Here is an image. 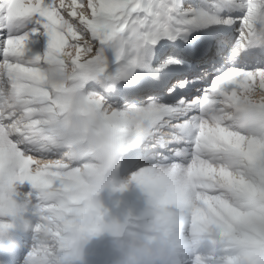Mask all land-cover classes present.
Masks as SVG:
<instances>
[{"label":"bare ground","instance_id":"1","mask_svg":"<svg viewBox=\"0 0 264 264\" xmlns=\"http://www.w3.org/2000/svg\"><path fill=\"white\" fill-rule=\"evenodd\" d=\"M222 17L227 22L223 26L218 20ZM23 28L27 30L21 36L12 37ZM236 29L258 36L264 44V0H0V100L8 112L15 104L25 107L21 120L33 136L43 139L38 148L48 154H37L40 162L56 156L58 149L73 157V146L79 148L90 139L79 169L67 165L59 173L40 175L19 166L17 144L11 143L15 133L21 140L19 129L10 125L8 134L0 133V210L10 216L0 222L26 242L22 264H84L89 262L87 251L122 250L121 236L104 240L102 222L97 223L112 189L89 167L104 162L101 138L91 136L94 114L107 117L111 128L121 129L125 138L118 145L127 146L135 136L127 135L135 120L160 106L140 98L161 92L168 81L164 92L174 82L197 81L184 103L203 94L205 109L182 144L173 152H159L164 158L157 152L151 158L143 155L144 163H134L125 172L135 179L126 192L119 196L120 188L116 189L132 213L124 231L131 248L123 264H141L143 243L174 249L172 259L193 264L185 252L195 253L198 245L205 248L201 222L208 218L230 222L233 215L264 235V215L241 204L264 197V175L254 174L264 171L257 153L264 146V57L254 65L249 49L241 47L237 53L232 44ZM245 36L240 33L235 46ZM84 40L87 47L81 44ZM58 48L71 58L65 78L53 61ZM115 49L119 54L114 60ZM85 52H89L82 58L85 67L76 73V61ZM198 61L203 67L193 70ZM181 63L187 67L180 68ZM130 71L132 76H124ZM7 89L12 96L5 94ZM120 91L123 94L113 96ZM118 100L127 101V106L120 105L125 101L115 104ZM192 112L199 113L195 106ZM155 121L140 130L150 131ZM55 133V139L64 135L70 140L61 148L51 147ZM144 167L148 169L139 174ZM62 194L65 204L54 206ZM154 217L157 221L152 223ZM25 222L27 231L22 230ZM188 225L198 234L193 249L183 232ZM155 226L164 235L152 234ZM181 245H186L184 250L178 248ZM218 245L222 244L211 247L213 252ZM67 248L72 251L64 252ZM245 264L259 262L247 259Z\"/></svg>","mask_w":264,"mask_h":264},{"label":"rangeland","instance_id":"2","mask_svg":"<svg viewBox=\"0 0 264 264\" xmlns=\"http://www.w3.org/2000/svg\"><path fill=\"white\" fill-rule=\"evenodd\" d=\"M225 18L226 17H222L218 20L222 21V19H225ZM226 23H227L226 21H222L221 26L226 25ZM233 23H235V20L233 22L231 21V24H233ZM2 27L6 28V24L2 25ZM68 32H70V31H68ZM70 33L72 34L73 37H75L74 33H72V32H70ZM14 36H21V34L19 35L16 33V35H13L12 37H14ZM81 44L83 46H86V47L88 46L85 40ZM110 47H111V45L109 44L107 46V49H109ZM57 52H58V54H57L58 56L56 58H54L53 61L57 62V68H59L61 70L62 78H65L67 75L66 70L68 69L67 65H68L71 58L66 57L65 55H62V53L64 51H62L61 48H58ZM118 52H119L118 49L114 50L115 54L114 53H113L114 55L112 54L113 55L112 57L114 60L118 57ZM88 54H89V52H85L83 55H81L79 61H76L77 62L76 67L78 69L76 71V73H80L81 69L85 67V66H83V64L81 62H82V58H85ZM39 59L42 60L40 57H39ZM206 68L207 67L205 66L203 68V70ZM124 76H126V77L132 76V72L130 71ZM87 77H89V75ZM40 80L44 81V78L41 77ZM165 87H167V84H165L163 88L165 89ZM200 92H201V90L198 92V94ZM201 95H203V94H201ZM201 95H200V98H201ZM122 101H124V100H121L119 102V104ZM126 104L127 103L124 102L123 104H120V105L123 107H126L127 106ZM94 119L95 120H94V124L92 126V128H93L92 134H93L94 138H101L102 145H104L102 148L103 155H104V164H107V162H109L110 158L113 155V153H112L113 149H116L119 146L118 143L120 141L122 142V139L124 140L125 136H123L121 129H119L117 127L111 128V126L109 124L110 122H108L107 117L99 116V114L97 112H95ZM262 152L264 153L263 144H262V148L257 150V153H258L259 157L261 158L262 162L264 163V159H263L264 155ZM128 168H131V167H128ZM93 169L96 170V168H93ZM260 172L264 175V171L263 172L262 171H254V174H257ZM96 174L98 175L97 170H96ZM53 189L59 190V191L63 190L61 187H58V186H54ZM68 191H72V189H70ZM115 191H116L115 188H112V190L110 192H108L109 198H107V200L102 202V205H101L102 207L100 208V212H101L100 215L102 214L103 216L99 217L98 222H97V223L102 222V227H103V219H104L105 215L111 210L114 202L118 198H120L117 196ZM263 200H264V197H260L257 199L256 202L241 201V204H243V205L249 204L255 210L258 209V211H260V214L264 215V205L262 203ZM59 203L60 204H56L54 206H59L61 208L65 204V196L63 194L60 196ZM128 205H130V204L128 203ZM129 207H131V206H129ZM130 209L132 210V208H130ZM63 216H65V214H63ZM229 218H230V222L225 221V220H221V219L210 220L212 218H208V219L204 220L203 222H201V228H202V232L204 233V238H207V239H205L207 241V243L204 244L205 248L202 250L201 248H199V245H198L197 248H195V253H191L188 251L185 252V254L188 255L192 259L193 264H245L242 262H245L247 259L248 260L249 259H257L259 264H264V258L261 257V255L264 253V246H263L264 245V235H262V233L259 230H256L257 229L256 227H254L253 225H249L246 221L244 222V220H242L240 218H236L233 215H230ZM156 221H157L156 217H154L151 220L152 223H155ZM260 222L261 221L259 219H257V223H260ZM176 225H177V221L174 223L173 226L175 227ZM154 230H156V232H153ZM150 232L152 234L153 233L159 234V235L163 234L162 229H158V228H156V226L153 229H151ZM171 232H170V234H172L171 235V237H172L173 231H171ZM183 232L185 234H187L188 239H189L188 245L190 246V248L193 249L194 244L198 241V234H197L196 230L192 229L188 225V226L183 228ZM169 238H170V236H168L167 240ZM216 241H219V242H216ZM215 243H220L222 245H218L219 250L213 252L211 247ZM39 244H42V243H39ZM185 246L186 245H184V246L181 245V246H178V248L180 250H184ZM81 247H82V245L79 248L81 249ZM227 249H230V250L227 251ZM182 257H184V255H182ZM22 259L23 258L20 257L19 264H22ZM87 263H89V262H85L84 264H87ZM121 263L123 264V262H121ZM98 264H100V263H98ZM102 264H111V263H102ZM114 264H119V263L114 262Z\"/></svg>","mask_w":264,"mask_h":264},{"label":"water","instance_id":"3","mask_svg":"<svg viewBox=\"0 0 264 264\" xmlns=\"http://www.w3.org/2000/svg\"><path fill=\"white\" fill-rule=\"evenodd\" d=\"M130 211L121 200H116L113 208L104 219V231L107 235L120 236L123 234Z\"/></svg>","mask_w":264,"mask_h":264}]
</instances>
